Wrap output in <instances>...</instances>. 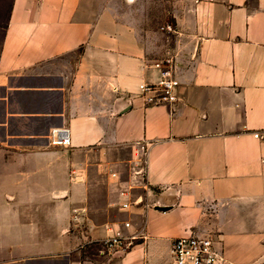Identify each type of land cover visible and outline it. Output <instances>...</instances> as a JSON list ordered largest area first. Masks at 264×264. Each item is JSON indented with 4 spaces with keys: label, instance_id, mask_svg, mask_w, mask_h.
Listing matches in <instances>:
<instances>
[{
    "label": "crops",
    "instance_id": "obj_1",
    "mask_svg": "<svg viewBox=\"0 0 264 264\" xmlns=\"http://www.w3.org/2000/svg\"><path fill=\"white\" fill-rule=\"evenodd\" d=\"M136 1L0 0V264H172L192 233L264 264V0H175L155 30ZM166 57L178 101L148 106Z\"/></svg>",
    "mask_w": 264,
    "mask_h": 264
},
{
    "label": "built area",
    "instance_id": "obj_2",
    "mask_svg": "<svg viewBox=\"0 0 264 264\" xmlns=\"http://www.w3.org/2000/svg\"><path fill=\"white\" fill-rule=\"evenodd\" d=\"M155 66L160 70L158 81L140 84L138 95L148 106H173L178 101L177 90L180 85L176 75L175 60L172 57H166ZM49 138L52 145L63 147L71 145L69 128H57L51 132ZM138 239L139 235L127 236L119 229L103 243L109 251L127 252ZM218 244L219 240L213 235L192 233L181 236L174 240L171 247L172 264H224V253Z\"/></svg>",
    "mask_w": 264,
    "mask_h": 264
},
{
    "label": "rangeland",
    "instance_id": "obj_3",
    "mask_svg": "<svg viewBox=\"0 0 264 264\" xmlns=\"http://www.w3.org/2000/svg\"><path fill=\"white\" fill-rule=\"evenodd\" d=\"M175 0H141L133 4L132 12L145 15L149 30H155L173 19ZM123 11L122 7H120Z\"/></svg>",
    "mask_w": 264,
    "mask_h": 264
}]
</instances>
